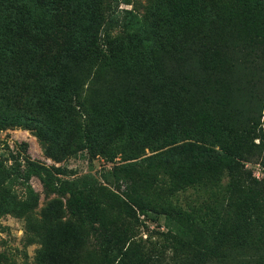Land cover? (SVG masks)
Returning a JSON list of instances; mask_svg holds the SVG:
<instances>
[{"label": "trees", "instance_id": "trees-1", "mask_svg": "<svg viewBox=\"0 0 264 264\" xmlns=\"http://www.w3.org/2000/svg\"><path fill=\"white\" fill-rule=\"evenodd\" d=\"M67 1L0 0V128L34 129L35 136L47 144L48 154L58 161L84 149H96L102 155L120 152L123 159L112 173L121 175L127 191L122 196L93 177L68 178L60 166L31 157L24 162L16 158L8 167L0 163V215L23 218L32 241L39 237L35 228L59 222L66 206L78 222L92 223L98 240L116 246L119 256L115 264H142L147 259L142 255L145 249L139 247L140 226L163 216L173 240L186 236L189 230H179V215L195 220L202 208L184 210L172 205L170 196L190 186L232 178L241 152L255 145L257 137L264 141V31L253 20L249 30L240 33V18L234 21L235 32L231 30L225 39L207 31L199 49L205 47L207 53L226 57L238 48L236 52L243 55L235 56L239 69L231 76L216 75L213 66L200 63L196 51L186 55L179 48H168L165 55L169 57L164 62L173 53L168 65L148 58V69L143 71L140 66L135 75L138 80L127 92L137 93L136 105L157 116L155 132L145 133L140 128L141 118L134 106L131 112L117 109L121 129L105 134L86 103L78 95L66 93L59 80L63 69L91 64L109 54L110 32L100 34L105 5L102 0L92 2L95 16L88 30L82 14L68 11ZM234 2L243 11L254 7L264 14V0ZM78 4L84 7L82 0ZM157 25L144 18L139 32L144 44L154 38ZM228 39L233 41L231 45ZM208 41L212 50L206 46ZM259 59L262 63L254 78L249 68ZM248 70L251 77L246 95L254 98V107L247 110L239 95L241 87L247 85L248 75L242 76ZM58 80L59 87L54 84ZM146 148L150 154L145 153ZM261 167L264 175V162ZM32 177L38 178L46 194L56 195L39 220L35 217L39 194L30 183ZM8 183L24 186V198L6 195ZM235 193L230 196L241 223L264 226V188L246 195ZM121 235L125 241L120 243ZM166 239L172 243L169 236ZM45 253L43 249V259L47 258Z\"/></svg>", "mask_w": 264, "mask_h": 264}, {"label": "rangeland", "instance_id": "rangeland-1", "mask_svg": "<svg viewBox=\"0 0 264 264\" xmlns=\"http://www.w3.org/2000/svg\"><path fill=\"white\" fill-rule=\"evenodd\" d=\"M79 1L68 0V11L82 14L89 30L95 16L91 8L95 0H82L83 8ZM102 4L105 5L102 10L105 18L100 25V34L110 32L109 54L91 64L63 69L59 80L66 93L76 94L86 103L98 122L99 130L105 134L121 129L117 109L123 107L131 112L134 106L137 117L141 118L140 128L145 133L155 132L157 116L147 114L145 107L136 105L137 93L127 92L138 80L135 75L140 66L143 71L148 69V58L168 65L173 59L171 52V58L164 62L169 57L165 55L168 48H179L186 55L196 51L200 63L207 68L213 66L212 72H217L216 75L224 73L231 76L239 69L235 56L241 58L243 55L236 52L238 48L231 50L232 53L229 52L226 57L214 52L207 53L205 47L199 49L208 36L207 31L225 39L231 30L235 32L233 24L239 18L240 33L248 31L253 20L264 31V14L254 7H250L251 11H243L234 0H102ZM252 14L255 17L252 18ZM145 17L158 25L155 30L152 29L156 31L154 38L144 44L139 32ZM228 41L230 45L233 43L231 39ZM206 46L212 50L209 41ZM80 56L82 59V53ZM261 63L259 59L249 68L254 78ZM246 75L247 85L241 87L239 99L248 110L254 107V98L250 97V100L246 95L250 70L242 79ZM59 80L54 83L57 87ZM34 132V129L23 126L0 128V163L8 167L16 158L24 162L26 157H31L46 165L64 168L68 178L93 177L97 183L122 196L127 191V183L121 175L112 173L114 165L123 159L120 152L102 155L96 149H84L58 161L48 154L47 144ZM254 143L241 152L237 173L232 178L222 177L200 186H190L170 196L171 204L184 210L202 208L200 214L194 216L195 220L179 215L178 227L179 230H189L186 236L178 235L173 240L164 226L163 216L157 221L146 222V226H140L138 236L142 240L139 247L145 249L142 255L147 259L142 264H264V226L247 222V225L242 224L237 208L233 209L234 198L230 196L231 192H236L235 196L237 192L246 195L264 188L261 167L264 162V141L257 137ZM145 153L150 154V150L146 148ZM30 183L39 194L35 208V217L39 220L56 195L46 194L36 177H32ZM5 189L9 197L21 200L25 196L24 186L20 184L8 183ZM63 210L65 215L59 222L49 221L43 224V229L35 228L39 237L32 241L29 226L23 218L9 213L0 215V261L3 264L7 261L16 264H115L118 261L116 246L98 240L89 220L78 222L71 209L64 206ZM168 236L172 243H167ZM119 237L120 243L125 241V236ZM43 249L46 259H43Z\"/></svg>", "mask_w": 264, "mask_h": 264}]
</instances>
